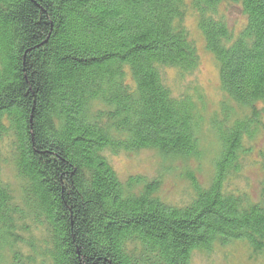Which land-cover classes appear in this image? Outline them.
<instances>
[{
    "label": "trees",
    "instance_id": "obj_1",
    "mask_svg": "<svg viewBox=\"0 0 264 264\" xmlns=\"http://www.w3.org/2000/svg\"><path fill=\"white\" fill-rule=\"evenodd\" d=\"M223 2L246 17L237 35ZM189 11L225 95L207 120L199 85L174 92L166 76L199 69ZM263 118L264 0H0V148L10 137L22 197L14 205L0 158V262L20 264L23 246L47 264H192L233 241L264 253V205L226 188ZM203 125L218 153L185 205L164 202L155 179L121 182L104 154L200 158ZM25 220L41 239L22 236Z\"/></svg>",
    "mask_w": 264,
    "mask_h": 264
},
{
    "label": "rangeland",
    "instance_id": "obj_2",
    "mask_svg": "<svg viewBox=\"0 0 264 264\" xmlns=\"http://www.w3.org/2000/svg\"><path fill=\"white\" fill-rule=\"evenodd\" d=\"M217 13L225 20L234 35L239 34L245 26L246 17L242 9L234 3H221ZM182 25L195 44L199 56V69L195 74L185 76L183 80L176 78L174 69H168L167 80L174 92L186 90L191 81H195L202 89L205 98L203 117L207 120L212 113L218 110L225 95L220 90L214 58L206 48L204 38L198 29L197 16L192 11L187 12ZM261 105V103L257 104L259 107ZM238 109L239 111H236L243 112V114L248 113L247 108ZM261 122L264 125V118ZM200 133L201 156L196 159H167L155 150L106 152L104 154L121 182L125 183L130 176H142L148 180L155 179L159 182L157 195L164 202L177 206L185 205L194 193L191 176L201 186H207L213 175V160L218 153V143L209 126L203 125ZM2 142L3 147L0 148L2 180L9 186L14 205H20L22 197L19 190L20 181L16 176L12 161V141L10 137H5ZM244 145L247 149L240 156L242 169L237 173L238 175L233 174L228 177L226 188L245 196L250 203L264 205V131H259ZM24 226L27 227L26 220ZM27 228L28 230L24 228L22 232V236L26 239L31 241L34 237L42 238L39 231L30 226ZM19 252L18 257L22 259L20 264H47L30 248L23 246ZM0 264H13L10 255H4ZM192 264H264V253L254 254L243 241H233L226 245L214 244L210 252H194Z\"/></svg>",
    "mask_w": 264,
    "mask_h": 264
}]
</instances>
